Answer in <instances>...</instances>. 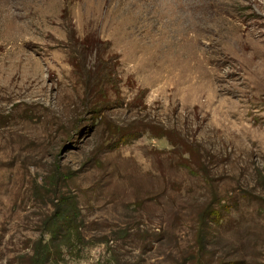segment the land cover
<instances>
[{
    "label": "rangeland",
    "instance_id": "rangeland-1",
    "mask_svg": "<svg viewBox=\"0 0 264 264\" xmlns=\"http://www.w3.org/2000/svg\"><path fill=\"white\" fill-rule=\"evenodd\" d=\"M64 197L47 264H264V0H0V264Z\"/></svg>",
    "mask_w": 264,
    "mask_h": 264
},
{
    "label": "trees",
    "instance_id": "trees-1",
    "mask_svg": "<svg viewBox=\"0 0 264 264\" xmlns=\"http://www.w3.org/2000/svg\"><path fill=\"white\" fill-rule=\"evenodd\" d=\"M74 210L75 207L72 199L70 200L69 197L59 199L58 207L47 223V230L51 233V237L49 240L42 238L38 242L32 257V264L49 263L54 255L53 245H55V242H59V246L56 245L58 247H56L57 252L62 251V247L70 245L72 232L77 230L78 227ZM212 214H214V212L209 209L205 217L208 218V216H212ZM205 222L204 224H206ZM203 241V238H201L199 241L200 245L204 244ZM201 257L200 255L197 256L198 259Z\"/></svg>",
    "mask_w": 264,
    "mask_h": 264
}]
</instances>
